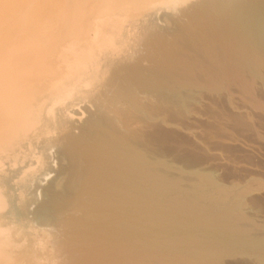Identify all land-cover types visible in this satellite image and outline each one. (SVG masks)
<instances>
[{
    "label": "bare ground",
    "instance_id": "obj_1",
    "mask_svg": "<svg viewBox=\"0 0 264 264\" xmlns=\"http://www.w3.org/2000/svg\"><path fill=\"white\" fill-rule=\"evenodd\" d=\"M23 1L0 0V17ZM48 1L26 8L46 23L23 12L0 27V264H264V180L146 144L205 130L264 146V0H177L135 23L100 18L109 0ZM115 1L122 16L130 0ZM199 90L207 104L186 122L157 117Z\"/></svg>",
    "mask_w": 264,
    "mask_h": 264
},
{
    "label": "rangeland",
    "instance_id": "obj_2",
    "mask_svg": "<svg viewBox=\"0 0 264 264\" xmlns=\"http://www.w3.org/2000/svg\"><path fill=\"white\" fill-rule=\"evenodd\" d=\"M116 1L118 2L116 4L117 6H118V4L120 5L122 3L121 0H116ZM176 1L177 0H174L173 4H169V5L165 6L162 4L158 5L157 3H154V4L146 3V4H144L143 2L140 3L138 1L130 0L127 3V7L125 6L126 7L125 10L122 9L124 7H121V12H122V16H121V14L118 15L119 13L115 12V11H117V12L120 11V8H119L120 6H118V9H117V7H115L114 4H113L114 6H111V0H109L110 3H108V1H106L105 5L104 4H102V5H104L105 8L108 7L107 10H110V14L107 13L109 15L108 16L106 14L107 17L102 15L100 18H102V17L103 18H108V17L112 18L113 17L112 13H113L114 15L117 14V16H118V17L117 16L113 17V19L114 18L122 19L121 17H123V20L127 21V23L128 22L135 23V22L139 21V19L143 20L144 18H145L144 20H146V18H147V20L150 18L153 19L152 17H154V16L149 18V17L144 16V15L151 13L150 11L157 10V8H160L161 12L167 11V13H168V12L172 11L173 8H175V5L177 3ZM48 4L49 5H53V4L59 5L60 0L53 1V2L48 1ZM28 5H29L28 0L26 3L24 0L22 2V4H20L18 6V8H16L12 12H10L9 15L7 14V15L1 16L0 17V27H1V24L3 22H5L11 18H16L18 14L23 13V12H27L26 14H24L25 15L24 19H27L30 21H39V22H44V23L47 22V20H44L43 17L40 18V16L38 15V11L37 12H31V10L27 11L26 8ZM106 5H108V6H106ZM110 6L115 7V9H117V10L110 8ZM104 7H101V10ZM152 13L154 14V12H152ZM94 14H98V12L94 13ZM153 14H149V16L153 15ZM11 15L12 16L16 15V16L12 17ZM93 17H94V15H93ZM95 17H96V15H95ZM142 17H143V19H142ZM48 21H49V19H48ZM18 31H19L18 29H16V30L9 29L10 33H17ZM142 31L144 32V29ZM189 93H190V95H189ZM96 96L97 95L95 93H93L91 97L83 98L82 103L80 104L81 107L78 108L77 110H80V111L83 110L84 112L86 111L83 114L84 117L91 111L90 109L93 108L90 105H92V100H94L96 98ZM186 96L187 97H186V106L185 107H183V108L177 107L178 109L177 108H174V109L171 108L170 114H168V113L162 114V112L158 114V112L160 110H157V117L161 115V116H166V119H168V121L171 120L173 122H186L187 119L191 118V113L195 110H198V108L200 107L201 104L203 106H206L207 100H208L207 98H209V95H207V93H205L204 91H201V90L188 92L186 94ZM96 99L98 100V98H96ZM81 119H83V117ZM76 122H77V120H76ZM80 122H79V124H80ZM77 124H78V122H77ZM232 130L235 133V135H237L238 137H246L247 138V131L240 124H236V123L234 124L233 123L232 124ZM149 131H151V129L147 127L146 133H148ZM149 136L150 135H148V137H146V141H147L146 144H147L148 151L154 150L155 152H157L158 156H160V157L163 156L164 158L171 159L173 161V163H175L177 165H181L183 167H191V168L192 167L208 168L209 170L216 173L215 174L216 177H218L219 179L224 180V181H231V180H237V179L242 180L243 178H247L250 176L260 177V178H262V180H264V146L263 145H260L259 146L260 148L254 149L252 151V150H249L248 148L247 149L243 148L238 143L236 144V142L231 143L228 141H219L217 139L212 140L210 138L211 134L205 130L203 132H197L196 136H192V135H190L187 132H184L182 130H176V132H174V133H168L165 135L157 136L155 142H154V140H152V136H150L151 138ZM247 139H248V142L251 141L250 135L248 136ZM255 148H256V146H255ZM259 151H260V154H259ZM254 152H255V155H254ZM53 174H54V172L51 171L50 174L47 176V180ZM47 180H45V181H47ZM253 198H254V205H255L256 209L258 211H260L259 212L260 214H263L264 213V191H262L259 194H254Z\"/></svg>",
    "mask_w": 264,
    "mask_h": 264
}]
</instances>
